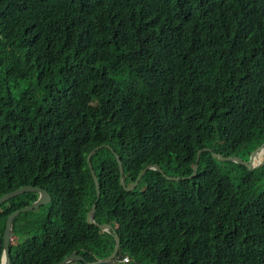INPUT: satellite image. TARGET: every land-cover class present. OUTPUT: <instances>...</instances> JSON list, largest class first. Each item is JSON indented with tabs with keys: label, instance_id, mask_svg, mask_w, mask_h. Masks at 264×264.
Segmentation results:
<instances>
[{
	"label": "trees",
	"instance_id": "1",
	"mask_svg": "<svg viewBox=\"0 0 264 264\" xmlns=\"http://www.w3.org/2000/svg\"><path fill=\"white\" fill-rule=\"evenodd\" d=\"M264 0H0V197L21 213L11 264H264ZM92 158L97 201L87 161ZM109 147V148H107ZM117 154L128 192L121 184ZM37 198L0 206L6 221ZM35 213V214H34ZM37 213V214H36Z\"/></svg>",
	"mask_w": 264,
	"mask_h": 264
},
{
	"label": "water",
	"instance_id": "2",
	"mask_svg": "<svg viewBox=\"0 0 264 264\" xmlns=\"http://www.w3.org/2000/svg\"><path fill=\"white\" fill-rule=\"evenodd\" d=\"M103 147L104 146L96 147L95 149H93L89 153V155L87 157V161H88V164H89V167L91 170V174H92L95 186H96V191H97V201L94 203L91 211L88 213V224L90 226L98 228L102 233H111L112 227L110 225H99L95 221L96 212H97V208H98V201H99V198L101 196V190H100L99 180H98V178H97V176H96V174L92 168V165H91V158L99 150H101ZM107 148H109V147H107ZM206 152L211 153L213 158H216V159L220 160L221 162H231V163H235L238 165H242L250 171L262 169L264 167V143H262L255 151H253L251 153L248 160H243L242 158H240L238 156L224 157L221 154H217V153L213 152V150L210 148H203V149L199 150V152H198L197 159H196V165L194 167V171H193V174L191 176L183 177V178H181V177H169L166 175H164V176L166 177L167 180L175 181V182H178L180 180L185 181V180H188V179L195 177L198 173V170H199V162H200L201 155L203 153H206ZM259 154H262L263 160L258 165H255V163H254L255 158ZM115 157H116V160L118 162V166H119V170H120V174H121V184H122V186H124L126 188V190L128 192H133L140 186L143 178L145 177V175L147 174L148 171H157V172L163 173V170L158 165H149L146 167V169H144L141 172L137 181L135 183L129 185L126 182L124 164H122V160L117 154H115ZM24 192H35V193H37V198L32 203H30V205H28V206H26L20 210H17L14 213H12L11 215H9V217L6 221V228H5V232H4V249H3L2 260H1L0 264H11L10 253H11L12 242L15 239L14 232H13V226H14V222H15L16 218L21 213L32 212L34 210L40 209L43 206H47V205H49V203L52 200V196L47 189L42 188L40 186H36V185H23V186L15 189V190L10 191V192L4 194L3 196H1L0 197V206L2 205V203L8 201L10 198L17 196V195H20ZM115 241H116V245H115V249L112 252V254H110L106 258L98 259V260H96L92 263H88V264H141L137 261H132L131 263L118 262V259L121 257V251H120L121 241H120L118 236H115ZM80 261H84L87 263L84 256H82L78 253H74V254L70 255L69 257H67L64 261H62L58 264H72V263L80 262Z\"/></svg>",
	"mask_w": 264,
	"mask_h": 264
},
{
	"label": "bare ground",
	"instance_id": "3",
	"mask_svg": "<svg viewBox=\"0 0 264 264\" xmlns=\"http://www.w3.org/2000/svg\"><path fill=\"white\" fill-rule=\"evenodd\" d=\"M263 158H262V154H259L256 158H255V165H258L260 162H262Z\"/></svg>",
	"mask_w": 264,
	"mask_h": 264
},
{
	"label": "built area",
	"instance_id": "4",
	"mask_svg": "<svg viewBox=\"0 0 264 264\" xmlns=\"http://www.w3.org/2000/svg\"><path fill=\"white\" fill-rule=\"evenodd\" d=\"M130 257H125L124 259H121L120 262H124V263H130Z\"/></svg>",
	"mask_w": 264,
	"mask_h": 264
},
{
	"label": "flooded vegetation",
	"instance_id": "5",
	"mask_svg": "<svg viewBox=\"0 0 264 264\" xmlns=\"http://www.w3.org/2000/svg\"><path fill=\"white\" fill-rule=\"evenodd\" d=\"M32 203V202H31ZM18 244V240H17V237L15 236V239L13 240L12 242V246H15ZM83 256V255H82ZM11 259V258H10Z\"/></svg>",
	"mask_w": 264,
	"mask_h": 264
},
{
	"label": "clouds",
	"instance_id": "6",
	"mask_svg": "<svg viewBox=\"0 0 264 264\" xmlns=\"http://www.w3.org/2000/svg\"><path fill=\"white\" fill-rule=\"evenodd\" d=\"M194 171V170H193ZM181 178H183V177H181ZM1 259H2V257H1ZM120 260H121V257L118 259V262H120ZM130 263L132 262V259L130 258ZM1 263V262H0Z\"/></svg>",
	"mask_w": 264,
	"mask_h": 264
},
{
	"label": "rangeland",
	"instance_id": "7",
	"mask_svg": "<svg viewBox=\"0 0 264 264\" xmlns=\"http://www.w3.org/2000/svg\"><path fill=\"white\" fill-rule=\"evenodd\" d=\"M35 214V213H34ZM37 214V213H36ZM2 260V259H1Z\"/></svg>",
	"mask_w": 264,
	"mask_h": 264
}]
</instances>
